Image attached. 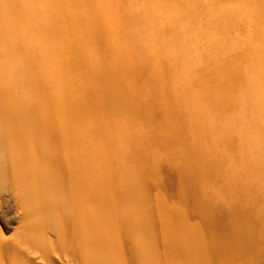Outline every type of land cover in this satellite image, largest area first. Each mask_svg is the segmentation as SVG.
Wrapping results in <instances>:
<instances>
[{
    "label": "bare ground",
    "instance_id": "6f19581e",
    "mask_svg": "<svg viewBox=\"0 0 264 264\" xmlns=\"http://www.w3.org/2000/svg\"><path fill=\"white\" fill-rule=\"evenodd\" d=\"M246 2L251 4L249 24L256 28L255 16L259 15L260 23L264 19V0ZM262 40L264 43V37ZM17 49L26 54L27 62H38L30 45ZM78 51L79 48L74 47L61 49L68 65L89 62L86 57L78 56ZM250 52L255 55V62H264V46ZM135 69L138 77L133 81L126 77L127 67L124 66L108 64L100 76L90 70L89 75L92 73L102 87L99 101L92 98L93 90L85 91L91 100L87 104H78L79 101L67 96L70 105H64L54 96L35 89L48 104L61 108L55 110L52 117L62 121L63 125L59 126L40 112L36 95L35 99L23 92L25 83L27 88H37L38 81L26 78L22 64L19 67L16 63L11 66L0 63V208L5 201H10L20 219L10 237L5 236L0 226V264H70L71 261L113 264L106 255L110 251L108 230L126 236L130 264L264 262L261 248L264 220L255 212V199L246 191L249 187L224 176L223 161L215 152L214 141L211 146L208 142L190 141L191 136L187 138L190 133L204 136L210 133L184 130L189 126L178 109L176 95L165 82L161 85V76L164 78L167 71L162 69L151 74L144 67L129 68V71ZM225 88L221 90L227 91ZM99 103L104 113L115 119L125 110L133 120L141 121L150 135L130 132L141 144L147 141L153 146L156 142L175 150L167 166L154 163L147 153L151 152L139 145L130 148L134 157L130 167L132 178L126 173L121 175L120 171L117 179V176L101 175L84 154L89 145L67 133L80 132L83 130L81 121L93 118L97 122L92 131L105 141L101 114L96 110ZM67 106L73 107L68 114L64 111ZM68 119H76L78 127ZM228 138L231 139L223 141L230 148L235 147L232 137ZM120 161L130 163L129 159ZM162 171L167 175L163 181L157 179ZM109 185L116 196L114 204L103 195V189L110 190ZM209 185L219 189L212 188L211 192L207 189ZM162 191L172 194L167 199ZM132 202L140 203L143 209L141 223L120 217L119 204ZM136 230L143 237L154 238L161 251L157 256L150 259L145 251L133 245ZM50 236L57 238L61 244L59 249ZM141 254L145 255L144 261L139 259Z\"/></svg>",
    "mask_w": 264,
    "mask_h": 264
},
{
    "label": "rangeland",
    "instance_id": "374dc122",
    "mask_svg": "<svg viewBox=\"0 0 264 264\" xmlns=\"http://www.w3.org/2000/svg\"><path fill=\"white\" fill-rule=\"evenodd\" d=\"M250 5L246 0H0V63L10 66L16 63L19 67L22 64L26 78L38 81L39 89L27 88L25 83L23 92L35 99L36 95L40 112L59 126L62 121L52 117L61 108L48 104L36 90L54 96L64 105L69 104L67 96L79 101L78 104H87L91 100L85 91L93 90L92 98L99 101L102 85L94 75H101L108 64L127 67L126 77L130 81L137 79L138 74L136 69L129 71V68L144 67L151 74L166 70L161 85L165 82L176 95L178 109L189 126L184 130L210 133L209 136L190 133L187 138L216 143L215 152L223 161L222 173L249 187L246 191L255 199V212L264 220V62H255L256 57L250 52L264 46V14L262 23L259 15L255 16L257 27L251 28ZM27 45L39 58L38 62H27L26 54L17 49ZM67 47L79 48L77 55L89 62L68 65L61 53ZM90 70L94 75H89ZM72 108L64 111L68 114ZM96 110L101 114L99 123L104 125L103 135L109 144L92 131L97 122L93 118L81 121L80 132L67 133L89 145L84 154L101 175L116 177L120 171L132 178L134 146L150 151L148 155L160 166H167V161L173 158L175 150L171 147H161L156 142L151 146L147 141L141 144L133 139L130 132L134 135L149 132L125 110L122 118L117 119L104 113L100 103ZM71 120L68 122L78 127L77 120ZM228 137H232L235 147L230 148L223 141L231 139ZM120 159H129L130 163L122 164ZM166 177L164 171L157 175L162 181ZM111 187L103 189L106 192L103 195L114 204L116 196ZM212 188L219 189L213 185L207 189L213 192ZM162 192L167 199L172 194ZM2 206L0 226L5 236L10 237L20 219L10 201ZM118 210L120 217L138 223L144 219L140 203H122ZM133 238V245L145 251L150 259L161 252L150 235L143 237L136 230ZM50 239L59 249L57 238L50 236ZM107 239L110 247L107 259L113 264H130L126 236L108 230ZM261 248L264 250V243ZM144 256L141 254L139 259L144 261Z\"/></svg>",
    "mask_w": 264,
    "mask_h": 264
}]
</instances>
